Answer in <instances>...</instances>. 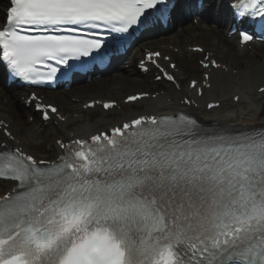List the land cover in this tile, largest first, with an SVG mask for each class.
<instances>
[{
	"label": "snow or ice",
	"instance_id": "1",
	"mask_svg": "<svg viewBox=\"0 0 264 264\" xmlns=\"http://www.w3.org/2000/svg\"><path fill=\"white\" fill-rule=\"evenodd\" d=\"M229 7L238 44L264 40V0ZM168 14L167 0H8L0 65L12 80L52 84L102 63L150 17ZM192 51L204 69L223 68L203 48ZM82 58L91 60L71 63ZM140 67L179 89L178 105L196 103L170 56L148 51ZM211 75L190 81L193 96L212 88ZM153 99L142 92L124 103ZM24 102L43 121L68 120L36 91ZM97 105L106 115L119 108L113 100L84 107ZM56 143L54 158H37L0 120V264H264V125H206L177 106Z\"/></svg>",
	"mask_w": 264,
	"mask_h": 264
},
{
	"label": "bare ground",
	"instance_id": "2",
	"mask_svg": "<svg viewBox=\"0 0 264 264\" xmlns=\"http://www.w3.org/2000/svg\"><path fill=\"white\" fill-rule=\"evenodd\" d=\"M0 6H2L1 0ZM210 6L216 11H225L219 0H210ZM207 15L206 19L199 21L198 26L190 25L177 36L161 38L157 45L148 43V45L140 46L134 51L133 58L128 60V64H131L132 59L142 55V47L148 49L155 47V49L163 51V45H171L177 48L181 55L184 51H188L189 47L202 46L205 50L213 53L214 57L220 63L226 65L230 71L227 74L221 71L214 72L211 77L212 88L204 97V100L208 103L212 100L220 101L222 103L220 110L213 114L200 113V110H196V114L207 125L228 126L234 129L256 126L259 122L256 120L257 107L254 100L258 95L255 86L264 81V52H254L250 56H244L245 52L238 48L237 42L234 39L226 38L222 22H218L217 18L210 15V12ZM225 15L227 14L225 13ZM166 55L178 60L175 55ZM240 56L244 57L240 58ZM179 65L181 71H186L189 68L188 63L182 60ZM193 70L196 72L198 68L195 67ZM234 71H237L235 75L232 74ZM179 76H181L180 73ZM143 82L134 72H122L105 80L94 81L91 85L74 88L70 92L58 91L54 95L48 94L46 99L59 105L60 112L68 117L66 123L69 125L74 121L73 115L78 113L83 104L93 100L121 102L123 97L127 95L128 88L142 85ZM99 87L103 88V90L101 91ZM186 88L187 86L183 87L184 93L192 94L186 91ZM168 94V96L160 97L156 101L148 102L147 110L162 111L175 109L177 106L182 108L178 105L179 99H177L180 98L181 93L170 90ZM237 95L240 96V102L234 104L233 98ZM168 100L171 102L167 103ZM241 106L245 107L246 110H240ZM26 113L27 111L23 107L15 104L14 94L4 93L2 81L0 80V115L10 122L11 128L17 134L21 145L29 148L28 139L35 138V135L34 130L26 123L27 120L24 117ZM115 113H118L120 120L134 115L132 111L124 109ZM80 117L81 120L83 117ZM108 121L107 117H101L98 122L91 124V126L87 124L86 126L81 125L76 132L87 134L89 131L99 127L98 125L100 124L104 126L110 125ZM66 129V125L60 124L56 131L60 135L64 134V136H67Z\"/></svg>",
	"mask_w": 264,
	"mask_h": 264
},
{
	"label": "rangeland",
	"instance_id": "3",
	"mask_svg": "<svg viewBox=\"0 0 264 264\" xmlns=\"http://www.w3.org/2000/svg\"><path fill=\"white\" fill-rule=\"evenodd\" d=\"M177 56L180 57L179 55H177ZM180 58L183 59V60H186L189 64H192V65L193 64L196 65V63H197V61L199 59V57H188L186 54H182ZM178 63H179V61H178ZM188 71L189 72H192L193 70L191 69V67H189L188 68ZM186 76H187L186 77V81L188 79H191V78H195L196 77V75H193L192 73H189ZM137 87L138 86H135L133 88H128L127 95L130 94V93L132 94L135 91H150V92H153L154 91L153 87H150L149 89H146V88L142 87V88H138V90L136 89ZM158 89H161V88H158ZM256 102H257V106L259 108L258 112L260 113L263 110L262 117L259 119L261 121L264 118V98H261V99L259 98ZM42 139H43V136L42 135H39V136L36 137L35 140H32L30 142V146L33 147L36 151H38L40 153L43 152L44 148L43 147H37L36 146V143H39ZM47 140L48 139L46 138L44 143H48L49 142V147L48 146H45V151H48L49 152V150H51V148H53L54 142H53V139L52 138H49V141H47ZM48 152H47V154H48Z\"/></svg>",
	"mask_w": 264,
	"mask_h": 264
}]
</instances>
